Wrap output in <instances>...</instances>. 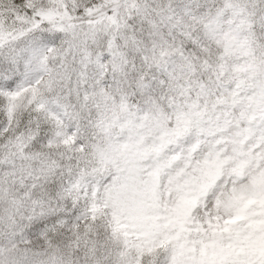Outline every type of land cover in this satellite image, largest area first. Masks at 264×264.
I'll use <instances>...</instances> for the list:
<instances>
[{
	"label": "snow or ice",
	"instance_id": "6c2138e0",
	"mask_svg": "<svg viewBox=\"0 0 264 264\" xmlns=\"http://www.w3.org/2000/svg\"><path fill=\"white\" fill-rule=\"evenodd\" d=\"M0 264H264V0H0Z\"/></svg>",
	"mask_w": 264,
	"mask_h": 264
}]
</instances>
